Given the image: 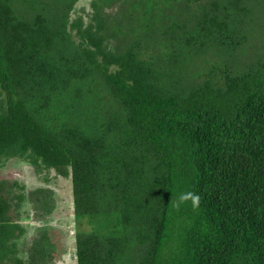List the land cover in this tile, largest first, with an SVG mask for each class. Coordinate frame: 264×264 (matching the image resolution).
<instances>
[{
  "label": "trees",
  "instance_id": "trees-1",
  "mask_svg": "<svg viewBox=\"0 0 264 264\" xmlns=\"http://www.w3.org/2000/svg\"><path fill=\"white\" fill-rule=\"evenodd\" d=\"M80 1L0 0V167L77 264H264V0ZM8 177L0 264H55Z\"/></svg>",
  "mask_w": 264,
  "mask_h": 264
},
{
  "label": "rangeland",
  "instance_id": "rangeland-1",
  "mask_svg": "<svg viewBox=\"0 0 264 264\" xmlns=\"http://www.w3.org/2000/svg\"><path fill=\"white\" fill-rule=\"evenodd\" d=\"M88 1L89 0H81L76 5V9L73 10L72 13L77 15L78 11L82 10V8H88ZM6 177L11 180L13 178H17L21 183L26 184L29 188L37 187L43 184L51 186L57 192V196L60 200L63 198L64 205L62 204L60 206L59 211L53 215L54 218L50 219L47 223L49 227L51 225L54 228L53 235L57 236L54 238L55 243L59 244L64 249L60 259H58L55 264H77V257L75 253L76 241L73 207L70 206L71 195L68 194L69 187L67 186L68 189L66 187V184H70V182L61 177L58 180L55 178V172L53 171L50 175H48V180L45 178L43 179L45 176L35 173L29 164L22 161H10L6 163L5 166L0 167V179Z\"/></svg>",
  "mask_w": 264,
  "mask_h": 264
},
{
  "label": "clouds",
  "instance_id": "clouds-1",
  "mask_svg": "<svg viewBox=\"0 0 264 264\" xmlns=\"http://www.w3.org/2000/svg\"><path fill=\"white\" fill-rule=\"evenodd\" d=\"M181 199H183V197H181Z\"/></svg>",
  "mask_w": 264,
  "mask_h": 264
}]
</instances>
